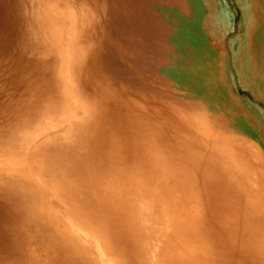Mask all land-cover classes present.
Here are the masks:
<instances>
[{"label": "rangeland", "instance_id": "obj_1", "mask_svg": "<svg viewBox=\"0 0 264 264\" xmlns=\"http://www.w3.org/2000/svg\"><path fill=\"white\" fill-rule=\"evenodd\" d=\"M229 156L264 187V0H0V264H152L159 246L143 255L113 229L111 254L86 228L109 162L159 195L193 186L191 259L264 264V201L238 202ZM234 207L237 256L220 224L208 239Z\"/></svg>", "mask_w": 264, "mask_h": 264}, {"label": "bare ground", "instance_id": "obj_2", "mask_svg": "<svg viewBox=\"0 0 264 264\" xmlns=\"http://www.w3.org/2000/svg\"><path fill=\"white\" fill-rule=\"evenodd\" d=\"M85 116L86 113L83 117L85 118ZM230 159L229 156L226 162L229 165L224 166V172L229 181L233 183L230 188L235 193H231L238 202L242 200L240 196L242 194L238 193L241 190L244 191L247 200L250 202L252 199L256 200V194L259 195V192H261V199L264 201V187L258 186L253 180H249V182L250 185L255 184L256 191L250 192L245 186H242L241 178L248 180V176L243 174V168L239 165L232 164L230 166ZM141 176L140 172L126 170L125 167L115 165L113 162H109L103 176L92 175V179L86 188V194L89 204L94 208V213L97 212L98 217L95 214V221L89 225L82 221L83 227L86 225L87 230L91 231L94 238L106 246L111 254L118 255V252L113 243L111 246L109 233L111 231L113 234V229L121 232L124 228L129 246L140 244L143 255L151 248L160 247L157 258L151 259L152 264H201L200 259H191L197 254L200 245V243L198 245L196 238L199 233L198 225L201 214L200 203L193 186L187 183L178 184L175 186V193L159 195L154 190L156 189L155 185L152 183L150 186L149 183H144ZM149 192L151 195L148 194ZM257 201H259L258 197ZM239 211H241L239 208L237 210L234 207L233 211L226 215L213 214V232L209 230L208 233L209 239L214 235L216 226L220 224L225 248L228 251L233 250L236 256L238 255L236 246L242 240V218ZM49 221L51 226L55 227L51 218ZM29 222L31 224L32 220ZM58 224L60 223L58 222ZM56 234L58 235L57 232ZM58 236L65 239L63 234ZM209 246L208 243L207 247ZM250 255L254 256V253ZM30 259H28L29 263L33 264ZM93 260L63 259L62 264H97L96 260H99L101 264L103 261V259ZM130 260L105 259V264H109L108 262H114V264H149L150 262L148 259H134L135 262L131 263ZM202 264H214V262L212 259H206Z\"/></svg>", "mask_w": 264, "mask_h": 264}]
</instances>
